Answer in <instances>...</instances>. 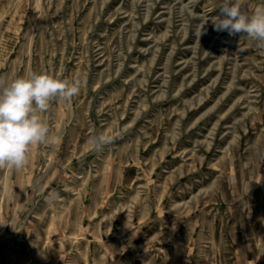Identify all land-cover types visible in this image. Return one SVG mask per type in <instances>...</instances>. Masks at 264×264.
Returning a JSON list of instances; mask_svg holds the SVG:
<instances>
[{
	"label": "rangeland",
	"instance_id": "rangeland-1",
	"mask_svg": "<svg viewBox=\"0 0 264 264\" xmlns=\"http://www.w3.org/2000/svg\"><path fill=\"white\" fill-rule=\"evenodd\" d=\"M223 2L0 0V76L82 79L28 163L0 166V264H248L240 248L263 247L264 45L216 29Z\"/></svg>",
	"mask_w": 264,
	"mask_h": 264
},
{
	"label": "clouds",
	"instance_id": "clouds-1",
	"mask_svg": "<svg viewBox=\"0 0 264 264\" xmlns=\"http://www.w3.org/2000/svg\"><path fill=\"white\" fill-rule=\"evenodd\" d=\"M219 13L213 18L217 30L247 33L264 45V5L248 12L240 0H224ZM81 85L80 77L68 80L46 72L33 71L11 80L0 76V166H25L30 147L50 138L42 116L49 102L78 95ZM94 142L100 146L105 138L99 136Z\"/></svg>",
	"mask_w": 264,
	"mask_h": 264
},
{
	"label": "crops",
	"instance_id": "crops-1",
	"mask_svg": "<svg viewBox=\"0 0 264 264\" xmlns=\"http://www.w3.org/2000/svg\"><path fill=\"white\" fill-rule=\"evenodd\" d=\"M263 254V257L260 258L258 254ZM237 257H240L241 261L239 262H246L248 264H258L260 259H262V262H264V244L263 247L259 248L258 246L247 247L245 245V248H240L239 254L236 255Z\"/></svg>",
	"mask_w": 264,
	"mask_h": 264
},
{
	"label": "bare ground",
	"instance_id": "bare-ground-1",
	"mask_svg": "<svg viewBox=\"0 0 264 264\" xmlns=\"http://www.w3.org/2000/svg\"><path fill=\"white\" fill-rule=\"evenodd\" d=\"M176 1V0H175ZM169 2V1H168ZM184 4V3H183ZM197 11V10H196ZM211 11V10H210ZM184 13V12H183ZM207 13V12H206ZM182 18V17H181ZM180 22V21H179ZM184 22V21H183ZM235 61V60H234ZM245 69V68H244ZM155 83V82H154Z\"/></svg>",
	"mask_w": 264,
	"mask_h": 264
}]
</instances>
